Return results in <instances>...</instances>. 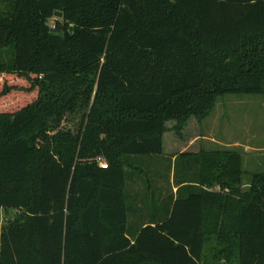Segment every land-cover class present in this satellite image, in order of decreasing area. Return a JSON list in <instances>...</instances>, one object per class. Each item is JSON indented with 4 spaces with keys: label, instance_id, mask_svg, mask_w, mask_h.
Segmentation results:
<instances>
[{
    "label": "trees",
    "instance_id": "1",
    "mask_svg": "<svg viewBox=\"0 0 264 264\" xmlns=\"http://www.w3.org/2000/svg\"><path fill=\"white\" fill-rule=\"evenodd\" d=\"M225 95L264 98V0H0V264H264V172L163 155Z\"/></svg>",
    "mask_w": 264,
    "mask_h": 264
},
{
    "label": "rangeland",
    "instance_id": "2",
    "mask_svg": "<svg viewBox=\"0 0 264 264\" xmlns=\"http://www.w3.org/2000/svg\"><path fill=\"white\" fill-rule=\"evenodd\" d=\"M174 126L175 121L167 122V131L163 134V155L173 161L177 155L185 151L197 153L224 149L241 154L240 150L234 147L236 141H252L256 147L264 148V98L251 95L221 96L217 98L213 110L205 119L197 120L193 116L189 117L179 136L173 131ZM249 159V156L245 158L246 171L264 172L263 162L253 167ZM249 177L248 174L243 178V190L249 185ZM139 189L131 186L130 192L133 194ZM16 215L17 211L2 210L0 231L13 221Z\"/></svg>",
    "mask_w": 264,
    "mask_h": 264
},
{
    "label": "crops",
    "instance_id": "3",
    "mask_svg": "<svg viewBox=\"0 0 264 264\" xmlns=\"http://www.w3.org/2000/svg\"><path fill=\"white\" fill-rule=\"evenodd\" d=\"M234 147L236 149H239L242 155V167L245 170V165L247 161L245 160L246 157H250V162L251 164L253 163V167L260 165L261 162L264 163V148H258L254 145V143L251 141H246V142H241V141H236L234 144ZM186 152V151H185ZM183 153V152H182ZM196 153V152H192ZM248 160V159H247ZM246 171V170H245ZM247 174H251L254 172L246 171ZM135 189L138 187L140 188L139 191L136 190L134 191L133 194H139L142 191V187L140 184H135L133 185ZM178 188L173 187L172 188V193L175 194ZM130 190V186H129ZM138 208H140V203H138ZM129 226L132 227L133 231L138 230L140 227L146 226L148 224V218L146 216V211H140L138 210L137 213H133L130 218L128 219Z\"/></svg>",
    "mask_w": 264,
    "mask_h": 264
},
{
    "label": "built area",
    "instance_id": "4",
    "mask_svg": "<svg viewBox=\"0 0 264 264\" xmlns=\"http://www.w3.org/2000/svg\"><path fill=\"white\" fill-rule=\"evenodd\" d=\"M100 167H101V168H106L107 165H106V164H100Z\"/></svg>",
    "mask_w": 264,
    "mask_h": 264
},
{
    "label": "water",
    "instance_id": "5",
    "mask_svg": "<svg viewBox=\"0 0 264 264\" xmlns=\"http://www.w3.org/2000/svg\"><path fill=\"white\" fill-rule=\"evenodd\" d=\"M56 16H57V17H60V16H61V14H59V13H58V14H56Z\"/></svg>",
    "mask_w": 264,
    "mask_h": 264
}]
</instances>
